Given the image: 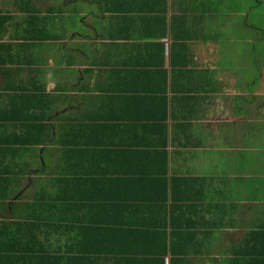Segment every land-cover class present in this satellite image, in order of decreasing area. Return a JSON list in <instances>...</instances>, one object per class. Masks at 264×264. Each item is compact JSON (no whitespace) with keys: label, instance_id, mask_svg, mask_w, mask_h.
<instances>
[{"label":"crops","instance_id":"0c3cea01","mask_svg":"<svg viewBox=\"0 0 264 264\" xmlns=\"http://www.w3.org/2000/svg\"><path fill=\"white\" fill-rule=\"evenodd\" d=\"M0 106V264H264V0H0ZM78 168L88 224L134 214L91 250L56 216Z\"/></svg>","mask_w":264,"mask_h":264},{"label":"trees","instance_id":"16d2710c","mask_svg":"<svg viewBox=\"0 0 264 264\" xmlns=\"http://www.w3.org/2000/svg\"><path fill=\"white\" fill-rule=\"evenodd\" d=\"M162 63V62H161ZM37 101H40L42 98L41 97H37L34 98ZM35 104H31V105H36ZM6 108H8L7 103L3 104ZM0 106V113L2 110H5L6 108ZM2 109V110H1ZM9 110V109H8ZM13 110H9V112H12ZM25 114V113H23ZM12 118H8L6 120H13L17 122V125L19 126H27V124H29V122H32L34 127H46V124H42V118H38L40 116H21L19 117L17 115V113L15 112L12 116ZM31 118V119H29ZM2 121V120H1ZM16 126V125H15ZM37 141V140H35ZM74 150V149H72ZM75 154L72 152V154H70L69 156H63L60 158L63 161H66V159H69L71 156H74ZM76 165V164H74ZM78 166H83L86 168H90L89 165H85V164H77ZM63 166H67V164H63ZM66 174V173H63ZM107 174V173H106ZM102 175V176H101ZM105 174H90L88 172H83L81 169H70L69 174L63 176L60 181L57 184V193L61 198V205H60V209H58L56 216L58 215V219L62 218L64 216V214H68V213H80V216H76V220L79 222V224L76 227H72V224H61L64 226H71L67 229H71V231H66V234L71 235V238L74 239V237H77V241L79 239H82V244L83 247H87L88 244L90 243L91 240L94 239H102L104 238L103 236H105V234L109 233V234H114L116 233V230L114 227H111L112 223L115 224H121L122 222H125V224L129 221V220H133L134 219V214L131 213L130 218L128 217L125 220H122V218H118L117 220H113V219H107L105 218L103 220L100 219L99 221V228L97 229L95 226L88 224L87 222H89V216L90 213L92 212H103L105 210V206L108 204H103V198H101L99 196V191H98V183L101 181V177H103ZM94 198H97V200ZM114 198V197H113ZM112 198V199H113ZM159 199V198H157ZM71 200H78V201H73V202H67V201H71ZM110 203V202H109ZM112 207V205L110 206ZM86 213V214H85ZM84 214V217H83ZM104 214V212H103ZM115 216V215H112ZM83 217V218H82ZM37 219V218H36ZM53 219V217H51V220ZM86 219V222H85ZM54 223V224H53ZM53 223H48L44 224L43 222H36L35 224L37 226H39L40 230H49V232L47 233V235L44 237L45 240H51L54 238V234H59L58 231H55L56 228L58 226H60L59 223L53 222ZM83 223H86V225H83ZM82 224V226L80 225ZM76 225V224H74ZM55 228V229H53ZM127 230V229H126ZM126 230L123 233H125V237H129V238H133L139 231V227H135L131 232L130 235H128V233L126 232ZM62 232V231H60ZM64 233V231L62 232ZM121 236H118L114 239H111L110 241H103V246H106L107 242H110V246H114L115 245V241L117 240L118 242H120L121 240ZM9 239V237H8ZM36 240H40L41 241V237L36 236ZM83 248V249H84ZM88 250H91L90 248H85ZM106 249H104L103 251H105ZM102 251V252H103ZM114 251L118 252L120 251L119 249H115ZM44 252H47L45 254H38V256L36 257L39 260V264H64L62 263V261L65 262V264H72V260L69 258H65V256L59 255V253L57 252V250L55 251H46L44 250ZM24 260L26 258V256H15L14 258H19ZM84 260L83 264L89 263L90 258L88 257H82Z\"/></svg>","mask_w":264,"mask_h":264},{"label":"rangeland","instance_id":"374dc122","mask_svg":"<svg viewBox=\"0 0 264 264\" xmlns=\"http://www.w3.org/2000/svg\"><path fill=\"white\" fill-rule=\"evenodd\" d=\"M258 22V24L260 23V18H258L257 20H253L254 25ZM254 82V77L251 78V83Z\"/></svg>","mask_w":264,"mask_h":264}]
</instances>
